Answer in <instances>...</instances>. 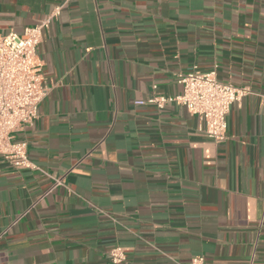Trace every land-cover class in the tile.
I'll list each match as a JSON object with an SVG mask.
<instances>
[{"label":"crops","instance_id":"crops-1","mask_svg":"<svg viewBox=\"0 0 264 264\" xmlns=\"http://www.w3.org/2000/svg\"><path fill=\"white\" fill-rule=\"evenodd\" d=\"M63 6L38 57L31 169L0 156V264H264V0H0V33ZM249 89L216 142L179 76ZM64 185L54 187L55 180Z\"/></svg>","mask_w":264,"mask_h":264},{"label":"built area","instance_id":"built-area-1","mask_svg":"<svg viewBox=\"0 0 264 264\" xmlns=\"http://www.w3.org/2000/svg\"><path fill=\"white\" fill-rule=\"evenodd\" d=\"M63 6L42 23L26 28L23 34L0 33V156L17 169H31L28 143L15 141L14 135L25 127L33 126L39 117V106L47 96L43 64L38 57L43 32L50 27ZM179 83L183 93L179 96H156L149 103L162 109L176 103L200 117V131L216 142L225 141L228 131L227 117L231 106L249 93L248 88L221 83L216 71L201 73L197 70L181 74ZM64 179L55 180L54 187L63 186ZM113 264H123L126 255L121 247L109 253ZM191 264H205L203 256L192 258Z\"/></svg>","mask_w":264,"mask_h":264}]
</instances>
